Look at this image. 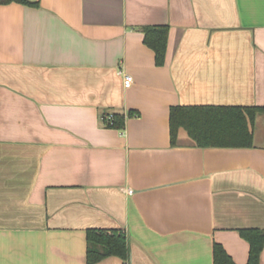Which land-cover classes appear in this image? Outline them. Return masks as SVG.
<instances>
[{
	"label": "crops",
	"instance_id": "0c3cea01",
	"mask_svg": "<svg viewBox=\"0 0 264 264\" xmlns=\"http://www.w3.org/2000/svg\"><path fill=\"white\" fill-rule=\"evenodd\" d=\"M27 1L0 4V264H87L90 228L127 237L95 264H214L215 243L246 264L264 113L222 147L172 139L170 109L264 107V0ZM162 25L157 65L144 29Z\"/></svg>",
	"mask_w": 264,
	"mask_h": 264
},
{
	"label": "trees",
	"instance_id": "16d2710c",
	"mask_svg": "<svg viewBox=\"0 0 264 264\" xmlns=\"http://www.w3.org/2000/svg\"><path fill=\"white\" fill-rule=\"evenodd\" d=\"M10 2L32 4L27 0H0V4ZM167 37V26L144 29V43L154 51L157 65L165 61ZM257 113H264V107L175 106L170 109L171 138H174L177 128L183 126L199 146H248L252 138L251 125ZM104 117L108 127L121 128L123 125V115L111 113L110 120L106 115ZM240 234L249 244L246 264H259L264 229H241ZM86 242L87 264H95L108 256L127 259V237L121 229L90 228L86 232ZM213 258L214 264H235L217 243L213 247Z\"/></svg>",
	"mask_w": 264,
	"mask_h": 264
},
{
	"label": "built area",
	"instance_id": "2783aa9c",
	"mask_svg": "<svg viewBox=\"0 0 264 264\" xmlns=\"http://www.w3.org/2000/svg\"><path fill=\"white\" fill-rule=\"evenodd\" d=\"M133 79L132 76L129 74H123V85L124 87H129L132 83ZM106 119L110 120L111 119V113L106 115Z\"/></svg>",
	"mask_w": 264,
	"mask_h": 264
}]
</instances>
